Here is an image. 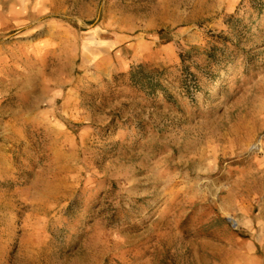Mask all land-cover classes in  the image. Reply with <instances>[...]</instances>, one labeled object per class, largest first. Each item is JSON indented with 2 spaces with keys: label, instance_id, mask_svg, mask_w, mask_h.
<instances>
[{
  "label": "rangeland",
  "instance_id": "1",
  "mask_svg": "<svg viewBox=\"0 0 264 264\" xmlns=\"http://www.w3.org/2000/svg\"><path fill=\"white\" fill-rule=\"evenodd\" d=\"M0 264H264V0H0Z\"/></svg>",
  "mask_w": 264,
  "mask_h": 264
},
{
  "label": "bare ground",
  "instance_id": "2",
  "mask_svg": "<svg viewBox=\"0 0 264 264\" xmlns=\"http://www.w3.org/2000/svg\"><path fill=\"white\" fill-rule=\"evenodd\" d=\"M260 147H261V143H260V142H258L257 144H255V145H254V147H253V148H254V149H258V148H260Z\"/></svg>",
  "mask_w": 264,
  "mask_h": 264
},
{
  "label": "trees",
  "instance_id": "3",
  "mask_svg": "<svg viewBox=\"0 0 264 264\" xmlns=\"http://www.w3.org/2000/svg\"><path fill=\"white\" fill-rule=\"evenodd\" d=\"M143 78L146 79V80H148V81H149V79H150V78H148V76H145V77H143Z\"/></svg>",
  "mask_w": 264,
  "mask_h": 264
}]
</instances>
